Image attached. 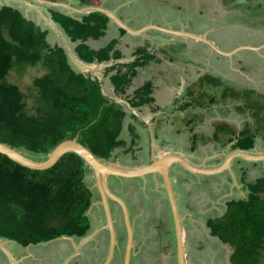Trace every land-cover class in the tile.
Wrapping results in <instances>:
<instances>
[{
  "label": "crops",
  "instance_id": "crops-1",
  "mask_svg": "<svg viewBox=\"0 0 264 264\" xmlns=\"http://www.w3.org/2000/svg\"><path fill=\"white\" fill-rule=\"evenodd\" d=\"M83 1L67 2L78 10L74 11L33 0H0V10L10 5L46 31L51 47H62L72 66L90 70L97 76L104 94L125 112L120 136L122 142L113 152L109 164L134 170L166 156H180L188 164L205 169L198 174L182 165L169 167L186 238L185 258L189 264H232L234 247L213 235L209 221L222 218L229 202L247 199L251 187L264 180V159L235 157L239 152L264 155V85L253 82L241 65L245 57V62H249L247 55L256 57L258 61L264 60V27L261 28L264 26V0L235 3L229 0H88L97 1V5H83ZM90 7H100L112 13L113 17L99 10L85 11ZM51 8L79 20L95 11L107 15L110 20L104 35L90 38L86 44L98 51L113 41L118 58L111 56L110 61L95 60L86 65L76 52L80 42L71 40L65 28L54 19ZM192 25H226L222 27L223 32L236 28L240 33L236 44L246 52L240 51L237 58L233 56L237 48L230 56L214 57L206 50L203 55H198V42L187 34L198 35L201 31ZM208 31L215 32L207 28L204 34ZM142 48L149 50L150 54L140 57L143 64L136 69L125 94L119 95L111 76L121 67L126 71V66L138 59V51ZM221 63L226 65L227 75L219 69ZM109 68L114 69L112 74L107 73ZM230 71L238 72L251 85L232 81ZM209 78L219 82L214 84ZM148 84L151 87L150 100H137V91ZM245 140L253 145L248 149L235 148ZM228 159L231 161L225 170L211 172ZM86 179L94 181L93 173L91 176L88 172ZM121 180L115 186V192L128 207L125 193L131 183L139 188L144 185L143 190L150 189L152 195L156 194L162 203L166 202L164 204L171 215L159 218L154 224L157 251L162 255H158L162 258L158 262L168 264L175 249L179 264L173 215L161 174ZM89 187L93 190L96 184ZM261 197L264 198V193ZM93 202H97L96 196ZM131 221L134 247L130 264H139V256L148 248V239L137 241L132 217ZM122 222L120 241L126 246L127 234L122 230L125 229ZM90 223L91 229L95 228L96 219L90 218ZM106 226L95 230L89 238L87 235L86 240L95 242L99 238L102 244L100 232ZM85 238L63 236L29 245L0 238V264H85L82 260L87 242ZM107 255L108 252L104 261L97 264H103ZM110 264H119L118 255ZM260 264H264V257Z\"/></svg>",
  "mask_w": 264,
  "mask_h": 264
},
{
  "label": "trees",
  "instance_id": "trees-1",
  "mask_svg": "<svg viewBox=\"0 0 264 264\" xmlns=\"http://www.w3.org/2000/svg\"><path fill=\"white\" fill-rule=\"evenodd\" d=\"M67 3L69 0H47ZM85 4H98L84 0ZM54 19L66 30L79 59L87 64L95 60L117 59L115 42L98 51L86 42L104 35L110 18L91 12L79 20L50 9ZM112 54V55H111ZM119 68L111 80L119 95H124L142 55ZM42 65L47 73L36 78L29 108V95L8 80L12 71ZM116 70V69H115ZM213 80L216 84L219 80ZM150 85L136 93L137 100H150ZM140 95V97H139ZM125 112L107 97L97 76L90 70L75 68L62 47L47 41L42 31L10 5L0 10V143L35 160H45L60 143L78 137L97 158L109 160L121 144ZM240 141L235 148L248 149L253 143ZM248 143V146H246ZM91 169L75 153H68L51 169L35 171L0 154V238L23 245L49 242L57 238H85L91 230L88 212L95 198L85 178ZM264 180L251 187L245 200H233L226 214L209 221L213 235L234 247L232 264H260L264 257Z\"/></svg>",
  "mask_w": 264,
  "mask_h": 264
},
{
  "label": "water",
  "instance_id": "water-1",
  "mask_svg": "<svg viewBox=\"0 0 264 264\" xmlns=\"http://www.w3.org/2000/svg\"><path fill=\"white\" fill-rule=\"evenodd\" d=\"M35 2L46 4L48 6H59L64 7L70 10L78 11L76 8L72 7L70 4L67 3H56L51 2L47 0H33ZM94 9L99 10L104 13H106L109 16H112V13L103 10L100 7H90L86 8L85 11ZM128 30V28H127ZM176 34H183L184 33H177ZM188 37H190L193 40H199L206 44H208L210 47H212L217 52L224 54V55H232L233 52H224L223 50L219 49L213 42L208 40L204 36H197V35H190L187 34ZM68 153H75L78 156H80L85 163L89 166L91 169V172L95 176L96 181V187L100 193L101 197V205L104 208L105 215H106V222L107 226L104 227L108 229L110 234V247L109 252L107 255V258L103 264H110L112 261L114 254H115V248L118 243L117 241V235H116V228H115V222L112 214L111 209V203L110 200L116 202L122 209L123 212V219H124V225L126 228V234H127V240H126V246H125V252H124V262L123 264H130L131 258L133 255V247H134V227L133 223L131 221V215L129 212V207L125 200L114 193L110 187L109 184V176L117 177V178H142L147 175H153L155 173H160L161 177L163 179L164 188L167 192L169 202L171 205L173 220H174V227H175V235H176V242H177V258L179 264H189V262L186 260V238L184 236L183 228H182V218L179 213L177 201L175 192L173 190L171 177L169 174V167L171 165L177 164L182 165L189 171H192L193 173H202L205 169L194 167L193 165H190L187 163L186 159L180 156H166L162 159H158L156 161H153L152 164L140 168V169H134V170H128L124 168H120L117 165H112L107 163L104 160H101L97 158L86 146L82 145L78 137L72 139V140H65L62 143H60L52 152H50L45 160H35L32 159L25 154L17 151L16 149L8 146L7 144L0 143V154L7 156L12 161L20 164L23 167H26L31 170L35 171H44L53 168L63 157L64 155ZM237 155L235 157L239 158H247V159H264V155L260 156H253L249 153L245 152H239L236 153ZM231 160L228 159L226 163L216 169H212V173H220L221 171L225 170L229 166V162ZM94 204H92L90 210L92 209ZM89 210V211H90ZM89 214V212H88Z\"/></svg>",
  "mask_w": 264,
  "mask_h": 264
},
{
  "label": "rangeland",
  "instance_id": "rangeland-1",
  "mask_svg": "<svg viewBox=\"0 0 264 264\" xmlns=\"http://www.w3.org/2000/svg\"><path fill=\"white\" fill-rule=\"evenodd\" d=\"M10 2L14 0H9ZM26 1V0H25ZM230 2H239L240 0H229ZM45 7V6H44ZM196 26L199 28L201 31V35L198 36H203L204 33L206 32L207 28L215 30V32H220L221 29H223V26L226 25H192ZM263 25H261V28L263 29ZM221 33L217 35V37H221ZM205 52V46L202 43L197 44V53L198 55H203ZM247 58L249 59V62L246 63V73L249 75L251 80L254 82V80L258 83L261 84L262 86L264 85V60L258 61L256 60V57L252 55H247ZM239 67V66H237ZM204 67H202L203 69ZM219 69L221 72L227 75V67L224 63H221L219 66ZM219 72V71H218ZM47 73V70L42 67V65H37L35 67H29L26 68L23 72L19 71H12L9 74L8 80L11 83L17 84L23 93L29 95L31 98L28 100L29 102V108H32L31 106L34 103V99L32 97V93L35 92V89L33 88V83L36 78L42 77ZM257 75V76H255ZM229 76L231 77L232 81L234 82H239V83H246L250 84L247 80H244L238 72L236 71H230ZM149 85V84H148ZM251 85V84H250ZM140 97V95H139ZM264 106V103H263ZM91 176L92 172L90 171ZM86 183L88 186H92L95 184V180L92 181L90 179H86ZM144 188V185L142 186ZM139 188L136 185H133L132 183L130 184L128 188V192L125 193L126 195V200L129 204L130 210H131V217L134 222L135 229L137 231V241L140 242L142 240L148 239L146 242V245L148 248H145V254L142 253L138 258V263L139 264H159V260L162 259L158 255V245L157 241L154 239V233H155V226L156 225V220L161 217L164 218L166 215L170 216L171 214L168 212L167 207L165 206L166 202L162 203L161 200L158 199L156 194L152 195V191L149 189H142ZM93 191L96 196V203L93 205V208L89 211V216L92 220L96 219V225L95 228H92L88 232V236L86 238H89L92 236L95 230L102 226L105 225V219L103 216L102 212V205L100 204V196L97 188H93ZM101 205V206H100ZM120 218L122 220V214L120 215ZM164 222V221H163ZM169 223L171 222L168 221ZM124 231V234L126 235V230L122 228ZM103 235V243L100 244L99 238H96V241L93 242V240L87 241L86 238V247L85 250L83 251L82 254V260L85 262V264H92L94 261H97V263H102L106 257V254L108 252L109 248V240H110V234L108 229L104 228L102 234ZM152 235V236H151ZM163 243V242H162ZM163 245V244H160ZM124 248L125 244L121 242V245L119 246L118 250V263L123 264V254H124ZM175 249L172 250V258L168 259V264H177L176 256L174 255ZM162 256V255H160ZM137 261V258L134 260V263ZM161 264H166L165 261H162Z\"/></svg>",
  "mask_w": 264,
  "mask_h": 264
},
{
  "label": "flooded vegetation",
  "instance_id": "flooded-vegetation-1",
  "mask_svg": "<svg viewBox=\"0 0 264 264\" xmlns=\"http://www.w3.org/2000/svg\"><path fill=\"white\" fill-rule=\"evenodd\" d=\"M222 30L223 29H221L220 32H218V31L217 32H210V31H208L203 36L206 37L211 42H213L219 49L223 50L224 52H230V51L233 52L232 50H235L237 48L238 51L237 52L235 51V53L233 54V56L235 58H237L238 57V54L240 53V51H244V49H242V47H240V45L236 44L238 42L237 37L240 36V33L236 30V28H235V30H230L228 32H223ZM219 33L222 34V35H220L221 37H217V35ZM198 35H201V34H198ZM241 37H243L242 34H241ZM195 41H197L198 43H202L205 46L206 52L208 54H214L213 55L214 57H219V56H223L224 55V54H221V53L217 52L212 47H210L208 44H206V43H204L202 41H199V40H195ZM226 49H228V50H226ZM244 52H246V51H244ZM244 52H242V53H244ZM245 58L243 59V62L241 63V65H242L243 68H247L246 63H245ZM121 179L122 178H117V177L109 176V184H110V187H111L112 191L114 193H116L117 195H118V192H115L116 191L115 186L117 185V183L122 182ZM94 180H95V176H94ZM95 183H96V181H95ZM99 196H100V193H99ZM110 203H111L112 214H113V218H114V222H115L114 223L115 224L114 226L116 228V235H117V241H118V243L116 245V248H115V254H114V257H113L114 259H116L117 255H118L119 246L121 245V241H120L121 224L120 223L123 221L122 222L123 223L122 225L124 227H125V225H124L123 212H122L121 207L116 202H114L112 200H110ZM92 204L95 205V202H93ZM100 204H101V200H100ZM101 207H102V212H103V216H104V219H105V225H107L105 211H104L103 206H101ZM129 212L131 213L130 210H129ZM121 214H122V220L120 218V215ZM173 222H174V220H173ZM125 230H126V228H125ZM100 234H102V232H100ZM100 234L98 235V237L100 236ZM109 247H110V240H109ZM177 251H178V249H177ZM108 252H109V248H108ZM114 259H112V260H114Z\"/></svg>",
  "mask_w": 264,
  "mask_h": 264
}]
</instances>
